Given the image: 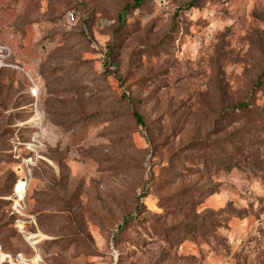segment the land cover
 <instances>
[{"label": "rangeland", "instance_id": "rangeland-1", "mask_svg": "<svg viewBox=\"0 0 264 264\" xmlns=\"http://www.w3.org/2000/svg\"><path fill=\"white\" fill-rule=\"evenodd\" d=\"M0 264H264V0H0Z\"/></svg>", "mask_w": 264, "mask_h": 264}, {"label": "built area", "instance_id": "built-area-1", "mask_svg": "<svg viewBox=\"0 0 264 264\" xmlns=\"http://www.w3.org/2000/svg\"><path fill=\"white\" fill-rule=\"evenodd\" d=\"M66 19L69 23H73L75 22V14L73 11H70L67 13L66 15ZM39 129H40V125H38ZM42 132V131H41ZM41 146V134L40 133H35L33 134V136L31 137L30 142L28 143V150L30 151L31 154H34L35 158L38 157V150ZM32 157H29L27 164H32ZM9 259V257H8Z\"/></svg>", "mask_w": 264, "mask_h": 264}, {"label": "trees", "instance_id": "trees-1", "mask_svg": "<svg viewBox=\"0 0 264 264\" xmlns=\"http://www.w3.org/2000/svg\"><path fill=\"white\" fill-rule=\"evenodd\" d=\"M239 107H242V106H239ZM134 116H135V118L141 123V118H140V116L137 115V114H134Z\"/></svg>", "mask_w": 264, "mask_h": 264}, {"label": "bare ground", "instance_id": "bare-ground-1", "mask_svg": "<svg viewBox=\"0 0 264 264\" xmlns=\"http://www.w3.org/2000/svg\"><path fill=\"white\" fill-rule=\"evenodd\" d=\"M26 240H27L29 243H31V241H30L28 238H27ZM1 256H2V255H1Z\"/></svg>", "mask_w": 264, "mask_h": 264}]
</instances>
